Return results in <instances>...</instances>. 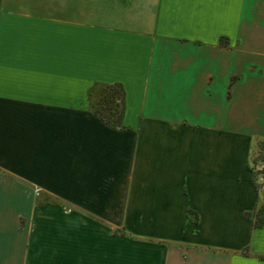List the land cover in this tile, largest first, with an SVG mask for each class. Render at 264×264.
Instances as JSON below:
<instances>
[{"label": "crops", "instance_id": "1", "mask_svg": "<svg viewBox=\"0 0 264 264\" xmlns=\"http://www.w3.org/2000/svg\"><path fill=\"white\" fill-rule=\"evenodd\" d=\"M258 139L264 0H0V264H264Z\"/></svg>", "mask_w": 264, "mask_h": 264}, {"label": "trees", "instance_id": "2", "mask_svg": "<svg viewBox=\"0 0 264 264\" xmlns=\"http://www.w3.org/2000/svg\"><path fill=\"white\" fill-rule=\"evenodd\" d=\"M100 90L103 91V93L110 91L111 95L115 96V104H114V109L109 110L108 115H105L102 113L96 106V102L92 104L93 111L99 115L101 119H103L106 123L109 124H116L119 125L121 121V116L123 113V108H124V90L121 86L120 83L118 82H113V83H105L100 86ZM256 146H257V155L253 159V163L258 162V163H264V140L258 139L256 140ZM258 173H264V168L261 170L256 171ZM255 175L254 178L255 179ZM256 186H261V182L257 183L254 182ZM192 221H195V218L192 219ZM264 259V257H263Z\"/></svg>", "mask_w": 264, "mask_h": 264}, {"label": "rangeland", "instance_id": "3", "mask_svg": "<svg viewBox=\"0 0 264 264\" xmlns=\"http://www.w3.org/2000/svg\"><path fill=\"white\" fill-rule=\"evenodd\" d=\"M114 104H115V96L111 95L110 91H107L105 93H103V91L101 90L99 91V98L96 102V106L102 113L108 115L110 108L114 109Z\"/></svg>", "mask_w": 264, "mask_h": 264}, {"label": "built area", "instance_id": "4", "mask_svg": "<svg viewBox=\"0 0 264 264\" xmlns=\"http://www.w3.org/2000/svg\"><path fill=\"white\" fill-rule=\"evenodd\" d=\"M264 168V163H258L255 162L253 163V169H255L256 171L261 170ZM259 181L262 184V188L264 189V173H260L259 177H258Z\"/></svg>", "mask_w": 264, "mask_h": 264}]
</instances>
